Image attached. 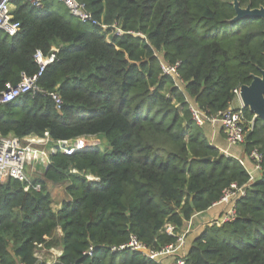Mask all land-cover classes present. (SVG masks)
<instances>
[{
  "label": "trees",
  "instance_id": "16d2710c",
  "mask_svg": "<svg viewBox=\"0 0 264 264\" xmlns=\"http://www.w3.org/2000/svg\"><path fill=\"white\" fill-rule=\"evenodd\" d=\"M77 1L107 27L81 22L64 5L60 11L58 0H43L41 8L15 1L20 29L0 31V91L22 73H37V49L57 51L37 79L40 90L0 103V135L51 143L96 137L105 145L50 153L44 177H31L39 191L16 179L0 185V264H45L36 249L56 245L62 250L53 264H159L110 247L131 235L153 251L175 244L184 222L231 184L246 185L233 217L207 225L185 264H264V120L244 107L253 124L243 123V152L262 155L260 176L249 183L245 166L209 142L186 100L213 115L236 99L233 89L264 67V20L231 22L232 0ZM238 1L242 8L264 4ZM159 55L177 65L182 88L163 72ZM50 92L60 96V109ZM46 180L66 183L69 199L59 210Z\"/></svg>",
  "mask_w": 264,
  "mask_h": 264
},
{
  "label": "built area",
  "instance_id": "2783aa9c",
  "mask_svg": "<svg viewBox=\"0 0 264 264\" xmlns=\"http://www.w3.org/2000/svg\"><path fill=\"white\" fill-rule=\"evenodd\" d=\"M16 0H0V31L9 35H15L20 29V23L14 20L12 11L15 9ZM28 2L32 6L41 8L43 0H22ZM61 2L70 12L71 15L78 18L81 22L90 23L92 25H100L102 29H105L107 25L95 20L92 15L86 10L85 6L77 0H58ZM122 31L116 28V33L120 34ZM57 48L53 47L48 55H44L41 50L37 49L33 54L34 61L38 64L39 69L33 76H28L24 73L21 74V78L18 83L11 84L7 82L2 91H0V103H8L16 100L17 98L31 92L40 90L37 79L42 76L46 67L52 63L56 57L55 52ZM162 70L165 74L172 77L175 85L182 88V80L176 70L175 65H169L163 60L160 62ZM236 98L239 99L240 87L233 89ZM52 99L55 101L56 108L60 109L62 100L56 92L49 93ZM187 102L191 111L192 119L199 126H203L205 123H209L213 126H221L225 134V140L230 146H242L245 141L244 122H248L252 126L253 121H247L244 114L243 105L239 104L238 107H234L230 104L226 109L219 111L213 115L205 114L199 107H197L192 100L187 96ZM240 101V99H239ZM45 135H47L45 133ZM24 137L19 139L13 135L3 136L0 135V185L9 179H16L24 183L25 190L33 188L39 191L40 184H34L30 175L27 173V165L31 160L40 158L42 152L35 148H32L30 144L25 145L24 141H27ZM36 137V136H34ZM33 138V137H32ZM39 138V137H38ZM48 141L49 139L45 137ZM90 138V137H89ZM29 143L35 142L27 141ZM96 142H89L86 138L81 137L74 140H56L52 142V153L57 151L66 155H70L75 151L86 149L88 147L97 145ZM234 157V156H233ZM248 159L252 162L250 169L246 167L245 159L235 157L239 162L245 166L249 174V183L255 181L260 176L262 155L253 150L247 154ZM76 172L75 169L71 170ZM88 179L97 180V177L88 175ZM248 185V184H247ZM246 185L237 186L231 184L228 189L223 192L219 202L227 205L228 209L216 223H222L231 219L235 212L236 201L239 197L245 195ZM165 231L169 234H174V226L168 224ZM175 235V234H174ZM184 235L177 236L175 244H169L158 251L148 249L141 241L137 239L135 235H131L130 239L117 247L112 246V251H122L128 249L131 251L141 252L147 259L154 260L159 264H185L186 254H180L178 252L179 247L183 244ZM92 247L87 250L88 255H92ZM36 255V253H35ZM37 256V255H36ZM168 256H173L172 260L165 263L164 259ZM38 258V257H37ZM22 264V263H21Z\"/></svg>",
  "mask_w": 264,
  "mask_h": 264
},
{
  "label": "crops",
  "instance_id": "0c3cea01",
  "mask_svg": "<svg viewBox=\"0 0 264 264\" xmlns=\"http://www.w3.org/2000/svg\"><path fill=\"white\" fill-rule=\"evenodd\" d=\"M237 99V98H236ZM239 101V99H238ZM240 104V101H239ZM204 133L209 140V142L216 146L222 153H224L227 156H234L245 159L246 167L248 169L251 168L252 162L248 159L247 155L243 152L242 146H230L225 140V134L221 126H213L209 123H205L202 126ZM99 143V140H97ZM52 153V152H50ZM49 158V156H48ZM48 160V159H47ZM48 164V161H46ZM44 175V174H43ZM31 177V176H30ZM49 183L51 184V181H47V186L49 187ZM47 190H49L47 188ZM49 192V191H48ZM50 196L52 199V209L54 211L59 210L62 206V202L64 200L69 199V196L66 194L65 190L61 193L59 196L53 195L51 192ZM228 207L224 203H220L219 201L211 205L208 209L201 211V212H195L191 219L187 222H184V225L176 232L177 236L184 235L183 244L179 247L178 252L180 254H187V251L191 245V242L195 237H197L207 225H211L212 223L217 222L223 215H225ZM63 233L61 229L57 230V240L62 237ZM42 248L39 246L37 249ZM61 246H49L46 251L52 253L50 255L53 259H57L61 254ZM173 256H168L164 261L167 263L171 261ZM47 263V261H45ZM54 262V261H53Z\"/></svg>",
  "mask_w": 264,
  "mask_h": 264
},
{
  "label": "water",
  "instance_id": "95a60500",
  "mask_svg": "<svg viewBox=\"0 0 264 264\" xmlns=\"http://www.w3.org/2000/svg\"><path fill=\"white\" fill-rule=\"evenodd\" d=\"M232 5L236 14L231 22L244 18H261L264 20V4L255 8L248 4L242 8L238 0H232ZM239 99L243 107L248 108L256 118L264 120V67L259 69V75L252 74L249 84L240 86ZM35 170L46 174L48 164L39 161L35 164Z\"/></svg>",
  "mask_w": 264,
  "mask_h": 264
},
{
  "label": "rangeland",
  "instance_id": "374dc122",
  "mask_svg": "<svg viewBox=\"0 0 264 264\" xmlns=\"http://www.w3.org/2000/svg\"><path fill=\"white\" fill-rule=\"evenodd\" d=\"M58 4V9L60 11H64L65 7L63 6V4L61 2H57ZM160 60L162 61L160 55H159ZM234 107H238L239 106V101L238 99H234L231 103ZM33 137V138H32ZM29 137V138H25L27 139V141H32V139H35V142L33 143H29L27 141H24V144H30L32 146V148H35L37 150H40V152H42L40 158L35 159V160H31L28 165H27V173L32 177H44V175L42 174V172L40 171H36L35 170V164L39 161H43L44 163H47L46 161H48V156L50 154V152L52 151V143L49 142L46 138H38V137ZM89 142H96L98 143L97 140L100 141L99 145L100 146H104L105 145V140L104 139H98L96 137H90V138H86ZM73 170V169H71ZM47 181L50 180H46ZM52 182V181H51ZM66 183L65 182H60V183H54L52 182L51 184L49 183V187L47 186V188L49 189L48 191L51 192L53 195H55L56 197L61 195V193L64 191V187H65ZM168 224L165 225V228ZM47 247H42L39 249H36L35 253L39 259V261L44 262L45 264H53L56 260L53 259L50 255H52V253L46 251ZM167 258V257H166ZM165 258V259H166ZM47 261V263L45 262ZM54 261V262H53ZM165 262V261H164ZM166 263V262H165Z\"/></svg>",
  "mask_w": 264,
  "mask_h": 264
}]
</instances>
